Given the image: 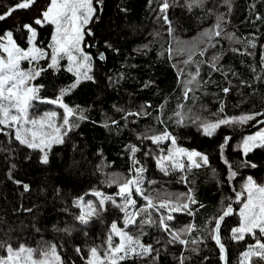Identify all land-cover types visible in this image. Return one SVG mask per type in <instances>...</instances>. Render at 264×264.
<instances>
[{"label": "trees", "instance_id": "obj_1", "mask_svg": "<svg viewBox=\"0 0 264 264\" xmlns=\"http://www.w3.org/2000/svg\"><path fill=\"white\" fill-rule=\"evenodd\" d=\"M20 2L23 0H0V15H6ZM162 2L94 0L97 12L86 26L92 35H86L84 41V48L92 55L89 75L93 80H82L63 96V102L70 107L84 109L87 119L76 120L78 127L68 132L64 143L53 146L47 165L40 162L39 151L21 145L12 129L0 126V242L14 248L21 244L35 248L41 242L54 244L64 264H86L89 249L104 245L111 223L115 221L122 227L124 214L108 202L107 211L84 225L76 219L80 209L74 202L83 197L98 204L92 193L101 191L122 203L116 195L117 185H109V179L122 181L135 175L134 167L143 166L146 169L143 187L153 195L170 193L175 199L191 189L198 202L190 205L194 215L175 212L168 223L173 230L194 224L195 230L182 236L189 243L181 245L169 243L170 234L160 230L158 223L145 224L142 242L153 245L158 252L123 264H180L181 255L186 258L184 264H225L210 235L214 218L235 200L234 195L247 176L258 183L264 179V148H256L247 156L238 148L241 138L264 130L261 123L264 115H260L264 113V0H229V4L224 0H206L203 8L191 11L186 6L187 0H176L167 11L171 34L159 9ZM49 4L50 0H36L29 8L12 11L0 20V36L11 31L17 44L26 48L29 33L24 25L29 24L37 31V46L47 49L52 25L41 27L34 21L41 18ZM221 15L222 35L209 39L206 35L209 29L220 30L215 25ZM90 44L94 47L88 48ZM100 51L104 61L97 59L96 53ZM190 54V62L184 63ZM213 57H219L215 68L211 67ZM48 63V59L39 62L46 71L32 84L42 86L39 93L42 98L54 100L62 89L74 83L75 76L67 71L64 60L58 71L48 68ZM197 68L199 84L189 85L196 89V98L193 100V93H189V99L185 100V82ZM225 88L229 89L227 93ZM180 104L210 121H215L218 115L249 114L255 115V119L244 125H222L214 135L205 136L190 121H185L186 126L177 124L174 113L180 111ZM55 109L60 110L53 104L37 101L32 114L39 117ZM130 112L139 115H128ZM165 129L177 138L178 146L206 154L208 165L165 175L156 163L169 142L157 145L145 138ZM225 138H229L226 144ZM129 146L139 149L135 154L139 164L135 166ZM253 163L255 168L250 166ZM229 164L237 173L231 180ZM24 184L29 186L28 191L24 190ZM133 198L137 208L145 204L135 193ZM232 206L236 211L239 205L232 203ZM149 211L157 222L160 213L168 214L165 209L160 213ZM238 224L235 212L221 224L228 264H239L248 244L255 242L250 236L240 242L231 239V229ZM128 230L132 234L139 231L136 226ZM114 240L118 242V238ZM192 240L201 242L194 245ZM4 255L0 249V256ZM156 256L158 259H153ZM253 264L264 262L253 258Z\"/></svg>", "mask_w": 264, "mask_h": 264}, {"label": "snow or ice", "instance_id": "obj_2", "mask_svg": "<svg viewBox=\"0 0 264 264\" xmlns=\"http://www.w3.org/2000/svg\"><path fill=\"white\" fill-rule=\"evenodd\" d=\"M36 0H23L9 9L6 15H11L12 11L17 8L26 9L31 7ZM102 3V0H98ZM229 4V0H224ZM176 3V0H163L160 11L163 13V19L169 24V33L171 34V22L168 20L167 11L170 6ZM206 0H187V8L191 11L193 8H203ZM230 10V7H229ZM211 11V10H209ZM97 12L94 6V0H50L47 9L42 11L41 18L35 19L34 23L43 27L45 24L54 26V31L51 37V43L48 47L51 53L37 46L36 37L37 31L32 25L25 24L24 28L30 33L28 37L29 47L27 49L20 47L13 39V33L8 31L0 36V126L3 128L12 129L14 138L21 145L28 149L39 151L42 155L40 162L47 165L49 163V153L54 145L64 143V137L74 127H78L76 120H85L87 117L83 114L84 109L73 108L63 102V96L67 95L71 90L75 89L82 80H93L89 75L91 72L92 57L84 52L83 45L86 35H92L90 30L86 31V26L92 21ZM6 15H0V20H4ZM224 22V17L221 15L217 19L215 25L218 31L208 30L206 35L209 39L213 36L219 37L222 35L223 29L221 24ZM231 39V37H229ZM214 46V45H213ZM255 47L254 44L251 45ZM235 51V49H234ZM171 54V49H169ZM201 55L204 53L201 52ZM189 60L184 63L190 62ZM101 58L103 55L101 54ZM48 59L47 67L53 70H59L61 60H67V71L73 73L75 81L67 89H62L59 96L54 100H46L42 98L40 87L32 84L45 68L39 66L41 60ZM219 57H213L211 67H216V61ZM27 61L34 67L24 69L22 62ZM199 76V68L196 73L191 75V78L185 82L184 98L189 99V93H193L194 100L196 89L189 87L192 84H199L197 77ZM229 89L225 88L227 93ZM46 102L55 104L63 109L62 116L59 117L60 123H57L58 114L54 111L45 112L43 116L36 118L32 114L35 102ZM180 111L174 113L177 118V124L186 126L185 121H190L195 124L205 136H212L217 129L222 125H244L255 119V115L242 114L240 116H217L215 121L207 120L200 114L194 112L191 107L186 108L184 104L178 105ZM163 109V106H161ZM224 106L221 105L220 113H223ZM128 115H139V113H128ZM264 115V113H260ZM159 119V117H158ZM171 119V117H170ZM163 122V121H161ZM264 123V122H261ZM2 130V129H0ZM7 134V133H6ZM154 144H161L165 141L171 142V147L167 150V154L160 155L157 159V166L165 175L170 171L179 170L184 172L191 168H200L208 165V156L196 150H189L177 145V138L165 129L157 135L145 136ZM229 138H225V144ZM132 154L133 165L139 164L135 159V154L139 149L135 146H129ZM238 148L244 156L252 152L256 148H264V130L257 131L254 135L246 136L242 139ZM163 151V150H162ZM223 151V145H221ZM186 159L187 164L184 162ZM227 164L228 161L225 160ZM248 162L245 161V164ZM252 168L256 164L250 165ZM14 167V166H13ZM135 175L119 179H109V185L116 184L118 187L117 196L120 197L122 203H117L113 196L105 195L101 191H93L98 204L91 201H84L83 197L78 198L74 203L80 209V214L76 219L81 224H88L93 217L101 215L107 211L106 204L110 202L114 207L120 209L124 214L123 226H118L117 222L113 221L104 245L92 246L89 249V255L86 258V264H123L125 261L134 258H146L152 255L154 251L153 245L142 242V237L146 235L143 231L145 224L151 225L158 223V226L166 233L170 234L169 243L179 242L181 245H186L189 241L182 239V236L195 230L194 224H189L183 228L175 229L168 223L174 219L171 213L186 211L189 215H194V210L190 205L197 204L191 189L187 194H180L173 199L170 193H159L155 195L146 191L143 187L144 172L146 169L141 166L134 167ZM237 173L232 170L229 164V177L233 179ZM185 178V177H182ZM186 179V178H185ZM16 183H21L16 181ZM24 190L28 191L29 186L23 185ZM133 193L140 196L145 204L137 208V201L133 198ZM232 203L241 204L236 214L239 217V225L231 229V239L237 242L245 241L246 236H250L255 241L254 244H248L247 251L242 253L239 264H253V258H258L264 261V184L258 183L253 177H247L246 182L242 185L241 191L235 194V200L228 203L222 209V214L215 219L214 227L211 229L210 235L220 249V259L228 264L227 249L221 240V224L226 217L234 214L235 210ZM203 207V205H201ZM129 208L133 211H129ZM161 209L168 211L167 215L160 213ZM152 210L160 213L158 222L152 218ZM27 211H31L28 209ZM144 216L145 218L139 219ZM139 219V224L137 220ZM130 226H136L139 231L132 234L128 229ZM64 231H70L64 229ZM118 238V242L114 240ZM201 241L192 240V244H198ZM159 243V240L157 241ZM0 249H3L6 255L0 256V264H64L61 256L57 252L56 245H48L44 247L32 248L24 244L14 248L10 244L0 242ZM194 252L196 248L192 249ZM80 253V249H76ZM158 259V256L153 257ZM186 258L181 255L179 258L180 264H184Z\"/></svg>", "mask_w": 264, "mask_h": 264}, {"label": "rangeland", "instance_id": "obj_3", "mask_svg": "<svg viewBox=\"0 0 264 264\" xmlns=\"http://www.w3.org/2000/svg\"><path fill=\"white\" fill-rule=\"evenodd\" d=\"M161 7V6H160ZM160 7H159V9H160ZM164 20V19H163ZM165 21V20H164ZM166 23V22H165ZM167 24V23H166ZM52 33H53V31H54V26L52 25ZM36 30V29H35ZM29 35H30V33L28 34V37H29ZM51 37H52V35H51ZM50 42L48 43V45L51 43V39L49 40ZM1 42H4V41H1ZM28 42V41H27ZM48 45H47V47H48ZM91 45V44H90ZM29 47V44L27 45V47L25 48V49H27ZM83 47V50H84V52L85 53H87L88 55H90L91 57H92V55L91 54H89L87 51H86V49L84 48V45L82 46ZM47 52H49V53H51V49L48 47L47 49H45ZM0 55H3L2 53H0ZM96 55L98 56L99 54H98V52L96 53ZM64 61H65V63H66V67H67V60L66 59H64ZM35 65L34 64H32V65H30L27 61H24V62H22V67L24 68V69H29V68H31V67H34ZM90 74V73H89ZM44 99H46V98H44ZM47 100V99H46ZM53 105H55V104H53ZM56 107H58L57 105H55ZM51 111H54V112H56L57 114H58V119H57V123H60L61 121L59 120V117L60 116H62V114H63V109L62 108H60V110H51ZM45 112H50V111H45ZM44 112V113H45ZM44 113H42L39 117H41V116H43V114ZM36 118H39L38 116H35ZM261 130V129H260ZM260 130H257V131H260ZM256 132H254V133H252V134H247L246 136H249V135H254ZM13 134H14V132H13ZM245 136V137H246ZM244 138V137H243ZM243 138H241L240 139V141H239V144H238V146L241 144V142H242V139ZM169 142V145L167 146V148H166V152H164V155H166L167 154V150L171 147V142L170 141H168ZM164 143H166V141L165 142H162L161 144H159V145H163ZM241 151V150H240ZM163 153H161L160 155H162ZM186 164H187V161H186V159H185V161H184ZM157 164V163H156ZM160 169V168H159ZM175 172L176 171H179V170H174ZM170 172H172V171H170ZM182 173V172H181ZM247 177H249V176H247ZM247 180V179H246ZM246 182V181H245ZM244 182V183H245ZM262 184H264V179H263V182H262ZM241 191V190H240ZM234 199H235V195H234ZM84 201L85 202H87V201H91V202H93L94 204H95V202L93 201V199H91V198H88V199H84ZM144 203H145V201H144ZM236 204V203H235ZM239 206H237V210L235 211V213L236 212H238V210H239V208L241 207V204H238ZM168 213V212H167ZM172 214V213H171ZM237 215V214H236ZM237 217H238V215H237ZM238 219H239V217H238ZM239 225V224H238ZM43 242H41V243H39L38 245H36V247L35 248H37V247H44V246H48V245H51V244H42ZM255 243V242H254ZM253 243V244H254ZM245 251H247V249L245 250ZM244 251V252H245ZM241 257H242V254H241V256H240V259H241ZM264 262V261H263Z\"/></svg>", "mask_w": 264, "mask_h": 264}, {"label": "water", "instance_id": "obj_4", "mask_svg": "<svg viewBox=\"0 0 264 264\" xmlns=\"http://www.w3.org/2000/svg\"><path fill=\"white\" fill-rule=\"evenodd\" d=\"M93 47H94V44H91L88 46V48H93ZM101 54L103 55V53H101V51H100L99 55L97 56V59L100 61H104V56H103V58H101Z\"/></svg>", "mask_w": 264, "mask_h": 264}, {"label": "bare ground", "instance_id": "obj_5", "mask_svg": "<svg viewBox=\"0 0 264 264\" xmlns=\"http://www.w3.org/2000/svg\"><path fill=\"white\" fill-rule=\"evenodd\" d=\"M158 227V226H157ZM160 230H162V229H160Z\"/></svg>", "mask_w": 264, "mask_h": 264}]
</instances>
